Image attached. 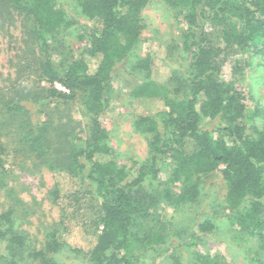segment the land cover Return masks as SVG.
Returning <instances> with one entry per match:
<instances>
[{"label": "trees", "instance_id": "trees-1", "mask_svg": "<svg viewBox=\"0 0 264 264\" xmlns=\"http://www.w3.org/2000/svg\"><path fill=\"white\" fill-rule=\"evenodd\" d=\"M152 2L173 11L184 25L168 48L180 53L184 65L162 81L155 78L153 57L135 53L141 12ZM74 3L76 16L87 21L79 36L87 46L76 57L54 47L55 34L79 26L64 9L65 0H0V14L21 17L26 36L14 65L17 75L0 89V155L8 138L12 154L53 173L48 196L60 212L36 248L20 229L16 214L22 201L12 197L0 161V191L11 201L0 210V264H63L57 259L63 251L83 255L86 264H144L151 252L194 247L220 222L264 243V125L247 127L254 118L264 119V109L255 107L250 114L243 93L219 78L233 53L264 56V0ZM119 65L141 77L129 95L138 103L131 128L144 139L147 153L130 167L117 165L100 123ZM70 105L86 124L66 116L62 109ZM33 110L42 118L32 119ZM161 163L171 169L169 177L159 192H148L144 186L158 180ZM217 170L225 183L222 212L200 211L189 244L179 243L161 228L160 206L195 202L200 179ZM81 193L99 202L98 232L88 234L75 222ZM214 259L200 256L204 264H220Z\"/></svg>", "mask_w": 264, "mask_h": 264}, {"label": "rangeland", "instance_id": "rangeland-1", "mask_svg": "<svg viewBox=\"0 0 264 264\" xmlns=\"http://www.w3.org/2000/svg\"><path fill=\"white\" fill-rule=\"evenodd\" d=\"M75 0H65L64 9L77 19L78 27L65 28L60 34H55L54 47L57 53L63 56H77L86 48V41L79 40L80 25L87 24L84 18L76 16ZM22 19L13 15L9 19L0 14V89L7 87L17 75L14 65L16 58L24 50L26 36H24ZM140 40L135 48L136 55L144 57L151 55L157 62L158 81L164 80L169 71L180 72L184 62L178 51H172L171 46L177 43L184 25L177 19L173 11L162 4L152 2L141 12ZM167 48V49H166ZM169 48V49H168ZM56 53V55H57ZM219 78L225 84L232 85L243 93L245 103L253 114L255 107L264 109V56H249L241 52L229 55V59L222 65ZM141 77L130 72L125 66L119 65L112 76V98L108 111L100 117L102 127L109 134V146L113 150V158L117 165L130 167L133 161L146 157L144 139L131 128L132 118L138 103L131 99L130 92L139 83ZM42 86H44L42 84ZM158 107H153L154 112ZM66 116L83 126L85 120L81 117L75 105L62 109ZM32 119H41L42 116L30 112ZM252 116V115H251ZM264 125V119L254 118L247 127ZM83 136V134H81ZM81 136V137H82ZM5 153L0 155L1 167L6 177L5 183L14 192V198L22 201L18 206L17 220L20 229L25 231L29 240L37 248L43 241L44 231L59 222L60 212L48 196L53 185V173L37 165L34 159L12 154L14 145L8 138H3ZM158 180L144 187L148 192H159L164 188L171 169L160 164ZM222 169V168H220ZM87 183L82 184V189ZM225 183L219 170L200 179L199 197L193 203L171 208L161 205L159 211L160 225L164 232L179 243L187 241L191 223L194 222L200 211L217 213L224 208ZM75 222L82 229L92 234L101 230L96 227L99 215V202L93 196L82 197L79 194ZM11 201L0 191V210L6 209ZM26 211V213H24ZM178 239V240H177ZM180 239V240H179ZM174 247V246H173ZM217 258L220 264H252L251 259H257L255 264H264V243H260L256 236L239 234L229 230L226 223L219 224L215 233L198 241L194 247L183 250L177 248L174 254L169 249L163 252H151L144 258V264H204L200 256ZM173 256V257H171ZM57 259L63 264H86L83 255L71 251H63Z\"/></svg>", "mask_w": 264, "mask_h": 264}]
</instances>
